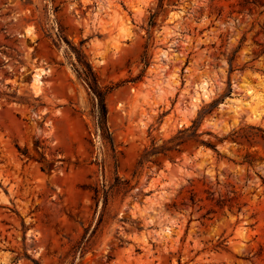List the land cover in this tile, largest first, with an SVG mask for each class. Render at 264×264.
<instances>
[{"label":"rangeland","instance_id":"374dc122","mask_svg":"<svg viewBox=\"0 0 264 264\" xmlns=\"http://www.w3.org/2000/svg\"><path fill=\"white\" fill-rule=\"evenodd\" d=\"M0 264H264V0H0Z\"/></svg>","mask_w":264,"mask_h":264},{"label":"trees","instance_id":"16d2710c","mask_svg":"<svg viewBox=\"0 0 264 264\" xmlns=\"http://www.w3.org/2000/svg\"><path fill=\"white\" fill-rule=\"evenodd\" d=\"M161 10H162V4L159 7V10L155 14H153L150 18V22H149L150 29H153L154 27H156L157 19L159 17ZM71 49L75 52L77 60H78V64H79V69L76 70L77 75L80 79H82L87 84L89 90L91 91L95 99L94 117L96 120L97 129L101 132V136L103 140L108 141L112 145L111 134L109 133L108 128H107L108 110H107V105H106V98L113 88L105 89L101 87L99 84L97 75L94 73L91 65L86 61L82 53L76 50L72 46H71ZM146 58H144V63H145V66L147 67L149 65V62ZM213 107L214 105H210L209 109H205L200 113V116H204L207 113H209L210 109H212ZM233 135H236L235 136L236 140H238L241 137L239 135V132H236V131L233 133ZM176 139L170 142H174ZM117 187H120V186L117 185ZM113 189L114 187H111L109 190H106L105 188L99 189L98 187L92 188L94 192V199L97 202L103 199V202L106 205L108 202L109 192Z\"/></svg>","mask_w":264,"mask_h":264},{"label":"bare ground","instance_id":"6f19581e","mask_svg":"<svg viewBox=\"0 0 264 264\" xmlns=\"http://www.w3.org/2000/svg\"><path fill=\"white\" fill-rule=\"evenodd\" d=\"M41 79H42V74L39 73V72H36V74L33 76L34 84H40L41 83ZM202 96H205V97L208 96V91H207L205 85H202L200 92H196L195 101H199V98L202 97Z\"/></svg>","mask_w":264,"mask_h":264}]
</instances>
